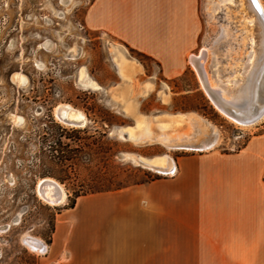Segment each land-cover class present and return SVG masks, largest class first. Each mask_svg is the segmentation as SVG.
Instances as JSON below:
<instances>
[{
  "label": "rangeland",
  "instance_id": "1",
  "mask_svg": "<svg viewBox=\"0 0 264 264\" xmlns=\"http://www.w3.org/2000/svg\"><path fill=\"white\" fill-rule=\"evenodd\" d=\"M91 1L0 0V264H36L35 257L45 253L55 228L64 221L63 235L69 231L70 209L78 199L75 192L81 188L91 186L92 193L86 195L115 191L164 175L133 158L153 159L166 154L175 162L182 155L198 152L170 150L158 142L138 144L123 138L124 129L136 121L135 116L127 114L134 112L136 105L130 98L129 80L122 82L110 59L111 44L121 45L125 57L134 62L130 82L138 84L135 90L131 84L130 88L138 113L149 117L170 113L164 115L167 118L194 112L218 129L220 143L214 149L228 152L239 150L251 136L264 132V118L245 130L221 116L189 63L188 70L165 79L150 57L89 30L84 14ZM206 3L199 0L202 35L194 53L203 47L211 49L223 25L231 33L214 47L223 68L231 58L243 57L247 46L238 36L233 11L223 8L210 18ZM46 40L51 43L49 50L40 45ZM72 50L78 51L75 58L69 56ZM82 68L95 88L78 85ZM18 72L26 76L25 86L13 82ZM222 74L228 75L225 70ZM144 81L152 82L148 89ZM61 103L81 110L87 118L86 126L60 123L54 108ZM57 126L65 129L62 141L87 145L91 155L82 156L72 168L61 169L42 154L44 137L57 135ZM76 132L79 140L72 137ZM45 170L48 172L44 175ZM44 177L62 185L66 192L62 204L50 206L38 197L36 185ZM24 240L40 241L45 247L32 250Z\"/></svg>",
  "mask_w": 264,
  "mask_h": 264
},
{
  "label": "crops",
  "instance_id": "2",
  "mask_svg": "<svg viewBox=\"0 0 264 264\" xmlns=\"http://www.w3.org/2000/svg\"><path fill=\"white\" fill-rule=\"evenodd\" d=\"M84 23L153 59L165 79L188 70L201 43L199 0H92ZM216 45L203 47L209 63ZM130 84L138 83L128 82L136 105L122 110L135 116L128 128L170 114L138 113ZM174 166L146 183L78 197L69 231L60 223L35 263L264 264V132L237 151H198Z\"/></svg>",
  "mask_w": 264,
  "mask_h": 264
},
{
  "label": "bare ground",
  "instance_id": "3",
  "mask_svg": "<svg viewBox=\"0 0 264 264\" xmlns=\"http://www.w3.org/2000/svg\"><path fill=\"white\" fill-rule=\"evenodd\" d=\"M223 8L233 11L237 19L235 27L239 32L238 36L244 38L245 48L247 46L244 56L231 58L228 66L222 68L215 54L211 56L209 65H206L210 54L207 48H202L197 54L188 55V63L195 70L196 66L200 68L203 77V80L199 78L201 87L209 99L203 84L212 93L214 100L210 99V102L216 111L240 129L250 130L264 118V4L262 0H207L206 11L210 18L215 17ZM230 33L222 25L213 44L225 41ZM40 45L46 50L51 47L47 40ZM255 45L257 50H254ZM77 54V50H72L69 56L75 58ZM109 55L122 82L127 83L131 76V67L124 50L119 45L111 44ZM223 70L227 71L228 75H223ZM77 81L83 89L96 87L84 68L80 69ZM13 82L18 86H25L27 78L18 72L13 76ZM54 115L60 123L70 127L82 128L87 124L85 114L67 103L58 104L54 108ZM168 116L155 121L154 125L147 119L138 120L134 128L124 129L123 138L138 144L158 142L170 150L208 151L219 145L218 129L200 115L189 112ZM122 131L123 129L120 130L121 134ZM133 160L159 174L172 173L175 168L174 161L166 154L153 159L136 157ZM36 192L38 197L50 206H58L66 199L62 185L50 177L39 179ZM25 243L32 250H42L44 247L40 241Z\"/></svg>",
  "mask_w": 264,
  "mask_h": 264
},
{
  "label": "trees",
  "instance_id": "4",
  "mask_svg": "<svg viewBox=\"0 0 264 264\" xmlns=\"http://www.w3.org/2000/svg\"><path fill=\"white\" fill-rule=\"evenodd\" d=\"M57 127L60 132L57 135H48L47 137H44L45 146L42 147L41 150L42 154L52 159L55 165H57L61 169L63 167L72 168L74 165L78 164V161L82 156L91 155V148H88L87 145L80 144L79 142L75 144H70L62 141V133L65 132V129L60 126ZM72 137L77 140L80 139L77 132ZM66 163H68V165ZM47 172L48 171L44 172L43 174L45 175V173ZM88 193H92L91 186H88L86 190L81 188L80 190L75 192L74 197L77 198L80 196H84Z\"/></svg>",
  "mask_w": 264,
  "mask_h": 264
},
{
  "label": "water",
  "instance_id": "5",
  "mask_svg": "<svg viewBox=\"0 0 264 264\" xmlns=\"http://www.w3.org/2000/svg\"><path fill=\"white\" fill-rule=\"evenodd\" d=\"M196 70H197L196 72H197L199 78H200L201 80H203L202 72H201V70H200V68H199L198 66H196ZM203 86H204V88L207 90V92H208V96L210 97V99L214 100V97H213L212 93L209 91V89L207 88V86H206L205 84H203Z\"/></svg>",
  "mask_w": 264,
  "mask_h": 264
}]
</instances>
